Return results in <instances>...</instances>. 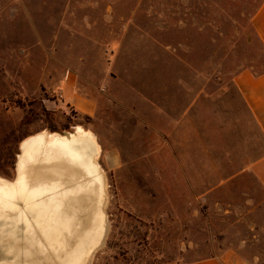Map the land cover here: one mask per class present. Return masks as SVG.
<instances>
[{
    "label": "rangeland",
    "instance_id": "1",
    "mask_svg": "<svg viewBox=\"0 0 264 264\" xmlns=\"http://www.w3.org/2000/svg\"><path fill=\"white\" fill-rule=\"evenodd\" d=\"M261 1L0 0V177L14 179L21 142L43 130L101 136L104 109L139 105L135 96L164 86L155 73L173 63L204 72L207 92L233 93L238 72L264 70L251 26ZM71 80L74 92L95 97L94 118L68 103ZM98 141L108 228L89 264H264V208L245 204L244 186L198 204L180 178H167L163 159L157 175L147 147ZM107 144L123 153L115 168Z\"/></svg>",
    "mask_w": 264,
    "mask_h": 264
},
{
    "label": "crops",
    "instance_id": "2",
    "mask_svg": "<svg viewBox=\"0 0 264 264\" xmlns=\"http://www.w3.org/2000/svg\"><path fill=\"white\" fill-rule=\"evenodd\" d=\"M251 26L264 50V0L255 9ZM175 67L183 70L176 78L169 72ZM170 68L167 73H155L165 81L164 86L150 95L139 91V97L135 96L139 105L104 109L102 135L90 129L96 140L105 142V147V140L117 138L129 148L132 142L135 147H147L149 159L159 161L157 175H161L163 159L167 178H180L185 196L198 204L237 185L244 186L245 204L264 208V70L244 69L233 79V93H211L205 73L192 63L176 62ZM64 94L82 115L96 116L95 97L74 92L72 80L65 85ZM141 105L149 110V121ZM124 131L130 133L127 140L121 138ZM139 134L149 138L137 140ZM107 147L111 168H115L122 163L123 153L114 144ZM196 264L221 263L204 260Z\"/></svg>",
    "mask_w": 264,
    "mask_h": 264
},
{
    "label": "bare ground",
    "instance_id": "3",
    "mask_svg": "<svg viewBox=\"0 0 264 264\" xmlns=\"http://www.w3.org/2000/svg\"><path fill=\"white\" fill-rule=\"evenodd\" d=\"M19 148L14 179L0 177V264H89L108 228L95 135L43 130Z\"/></svg>",
    "mask_w": 264,
    "mask_h": 264
},
{
    "label": "trees",
    "instance_id": "4",
    "mask_svg": "<svg viewBox=\"0 0 264 264\" xmlns=\"http://www.w3.org/2000/svg\"><path fill=\"white\" fill-rule=\"evenodd\" d=\"M87 119H90L88 116H86Z\"/></svg>",
    "mask_w": 264,
    "mask_h": 264
}]
</instances>
